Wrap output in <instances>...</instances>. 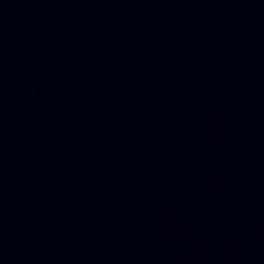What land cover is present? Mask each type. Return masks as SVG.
<instances>
[{"label": "water", "instance_id": "obj_1", "mask_svg": "<svg viewBox=\"0 0 264 264\" xmlns=\"http://www.w3.org/2000/svg\"><path fill=\"white\" fill-rule=\"evenodd\" d=\"M0 264H264V0L0 34Z\"/></svg>", "mask_w": 264, "mask_h": 264}]
</instances>
